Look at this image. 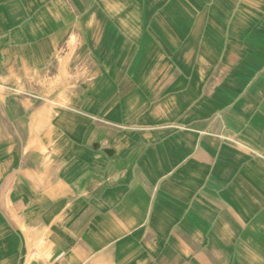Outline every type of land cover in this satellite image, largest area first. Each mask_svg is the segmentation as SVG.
Masks as SVG:
<instances>
[{
  "label": "crops",
  "instance_id": "crops-1",
  "mask_svg": "<svg viewBox=\"0 0 264 264\" xmlns=\"http://www.w3.org/2000/svg\"><path fill=\"white\" fill-rule=\"evenodd\" d=\"M0 264H264V0H0Z\"/></svg>",
  "mask_w": 264,
  "mask_h": 264
},
{
  "label": "bare ground",
  "instance_id": "bare-ground-1",
  "mask_svg": "<svg viewBox=\"0 0 264 264\" xmlns=\"http://www.w3.org/2000/svg\"><path fill=\"white\" fill-rule=\"evenodd\" d=\"M71 40V39H70ZM63 76H66L65 68H63ZM62 75V74H61ZM72 77V76H71ZM60 80V79H59ZM73 86V85H72ZM71 88V87H70ZM66 101V100H65ZM49 108V107H48ZM51 109V108H50ZM39 142V141H38ZM33 241V240H32ZM30 251V250H29Z\"/></svg>",
  "mask_w": 264,
  "mask_h": 264
}]
</instances>
